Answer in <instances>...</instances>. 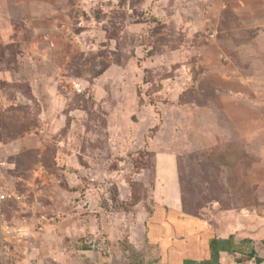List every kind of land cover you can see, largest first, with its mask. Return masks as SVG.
<instances>
[{"label": "rangeland", "instance_id": "1", "mask_svg": "<svg viewBox=\"0 0 264 264\" xmlns=\"http://www.w3.org/2000/svg\"><path fill=\"white\" fill-rule=\"evenodd\" d=\"M5 193L0 264H144L173 204L264 233V0H0Z\"/></svg>", "mask_w": 264, "mask_h": 264}, {"label": "crops", "instance_id": "2", "mask_svg": "<svg viewBox=\"0 0 264 264\" xmlns=\"http://www.w3.org/2000/svg\"><path fill=\"white\" fill-rule=\"evenodd\" d=\"M178 205H172L171 219L150 224L152 235L142 242L149 250L144 264L148 260L150 264H264L263 232H241L233 224L215 226L207 219L179 217Z\"/></svg>", "mask_w": 264, "mask_h": 264}, {"label": "built area", "instance_id": "3", "mask_svg": "<svg viewBox=\"0 0 264 264\" xmlns=\"http://www.w3.org/2000/svg\"><path fill=\"white\" fill-rule=\"evenodd\" d=\"M13 196L14 194H0V202H6ZM16 198H18V196H16ZM1 218L2 217H0V245L2 248L0 253L6 256L12 250H16L21 243H28L29 234L26 229L1 221Z\"/></svg>", "mask_w": 264, "mask_h": 264}, {"label": "trees", "instance_id": "4", "mask_svg": "<svg viewBox=\"0 0 264 264\" xmlns=\"http://www.w3.org/2000/svg\"><path fill=\"white\" fill-rule=\"evenodd\" d=\"M251 256V258H253V255H250ZM256 261L258 262V263H260L261 262V260L260 259H256Z\"/></svg>", "mask_w": 264, "mask_h": 264}]
</instances>
